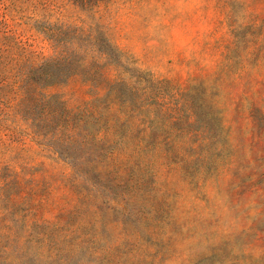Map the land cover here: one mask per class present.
<instances>
[{
	"label": "rangeland",
	"instance_id": "1",
	"mask_svg": "<svg viewBox=\"0 0 264 264\" xmlns=\"http://www.w3.org/2000/svg\"><path fill=\"white\" fill-rule=\"evenodd\" d=\"M0 264H264V0H0Z\"/></svg>",
	"mask_w": 264,
	"mask_h": 264
},
{
	"label": "trees",
	"instance_id": "2",
	"mask_svg": "<svg viewBox=\"0 0 264 264\" xmlns=\"http://www.w3.org/2000/svg\"><path fill=\"white\" fill-rule=\"evenodd\" d=\"M44 64H45V63H44ZM42 68H43V65H42ZM39 70H41V67L36 69V71H39Z\"/></svg>",
	"mask_w": 264,
	"mask_h": 264
}]
</instances>
